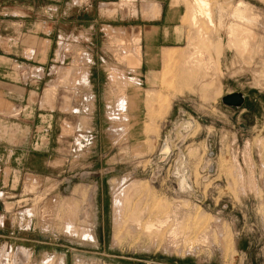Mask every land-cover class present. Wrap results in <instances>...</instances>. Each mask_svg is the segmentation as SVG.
<instances>
[{"label": "rangeland", "instance_id": "1", "mask_svg": "<svg viewBox=\"0 0 264 264\" xmlns=\"http://www.w3.org/2000/svg\"><path fill=\"white\" fill-rule=\"evenodd\" d=\"M189 1L0 0V264H264V0Z\"/></svg>", "mask_w": 264, "mask_h": 264}, {"label": "bare ground", "instance_id": "2", "mask_svg": "<svg viewBox=\"0 0 264 264\" xmlns=\"http://www.w3.org/2000/svg\"><path fill=\"white\" fill-rule=\"evenodd\" d=\"M210 7L211 6H210V3L208 2V0H190L189 4H188V15H189V19H190L191 29L193 31H195V33L202 40H204V42H206L205 40H208V39H207L206 34H204V32H203V28L201 26V21H204V23L206 22V24H208L209 26H214V24H213V16L214 15H213V12H212ZM164 58H166V57H164ZM52 89H54V88L52 87ZM48 94H49V92H48Z\"/></svg>", "mask_w": 264, "mask_h": 264}, {"label": "crops", "instance_id": "3", "mask_svg": "<svg viewBox=\"0 0 264 264\" xmlns=\"http://www.w3.org/2000/svg\"><path fill=\"white\" fill-rule=\"evenodd\" d=\"M143 12L145 14H147V13L155 14L157 12V6L155 4H149L146 8H144V11ZM120 38H122V37H120ZM120 38L118 39V42H123L124 41V42L127 43L126 40L120 39ZM139 41H140L139 36H136L135 38H133V39L130 40V44L128 43L133 48V57H134V60L135 61H138V62H139V59L141 57L140 48L138 47ZM162 53H163V51L161 52V55H162ZM119 55H120V53H119ZM25 91L26 90H24V92H23L24 94H22V96H23V97H21L22 100H23L24 96L26 95L25 94ZM148 91H151V90H148ZM10 99L13 100L15 98L14 97L13 98L10 97ZM8 108H9V104L3 98H0V110H8ZM25 142H27V141L25 140ZM25 142L22 143V144H20V145H15L13 143H9V145L8 144L6 145V149L9 150V152L12 153L14 150H16L18 148H22L24 146L23 144H25Z\"/></svg>", "mask_w": 264, "mask_h": 264}, {"label": "water", "instance_id": "4", "mask_svg": "<svg viewBox=\"0 0 264 264\" xmlns=\"http://www.w3.org/2000/svg\"><path fill=\"white\" fill-rule=\"evenodd\" d=\"M245 98L241 93H229L221 98L223 105L233 108H241L244 104Z\"/></svg>", "mask_w": 264, "mask_h": 264}]
</instances>
